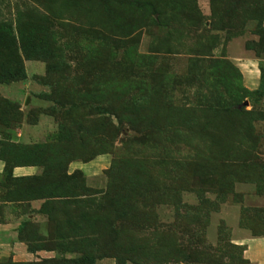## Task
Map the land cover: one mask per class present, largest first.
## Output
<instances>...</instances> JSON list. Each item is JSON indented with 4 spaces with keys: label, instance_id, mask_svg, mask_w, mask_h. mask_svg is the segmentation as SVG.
<instances>
[{
    "label": "rangeland",
    "instance_id": "rangeland-1",
    "mask_svg": "<svg viewBox=\"0 0 264 264\" xmlns=\"http://www.w3.org/2000/svg\"><path fill=\"white\" fill-rule=\"evenodd\" d=\"M263 237L264 0H0V264H264Z\"/></svg>",
    "mask_w": 264,
    "mask_h": 264
},
{
    "label": "crops",
    "instance_id": "crops-1",
    "mask_svg": "<svg viewBox=\"0 0 264 264\" xmlns=\"http://www.w3.org/2000/svg\"><path fill=\"white\" fill-rule=\"evenodd\" d=\"M21 173H22V175H23V174H25L26 172H23V171L21 170ZM20 175H21V174H20ZM263 238H264V237H263Z\"/></svg>",
    "mask_w": 264,
    "mask_h": 264
}]
</instances>
